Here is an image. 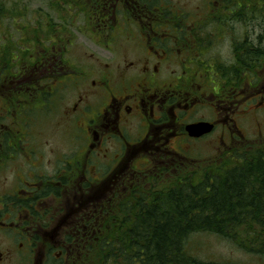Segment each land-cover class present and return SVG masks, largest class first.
<instances>
[{"label":"flooded vegetation","instance_id":"obj_1","mask_svg":"<svg viewBox=\"0 0 264 264\" xmlns=\"http://www.w3.org/2000/svg\"><path fill=\"white\" fill-rule=\"evenodd\" d=\"M114 2V18L118 23L122 20L127 30L125 40L136 43L142 53L116 61L112 67L93 61L87 69L91 79L86 72L69 71L71 81L86 76L65 112L74 126L70 139L74 151L57 158L49 173H35L30 181L17 179V188L0 197V233L5 239L13 236L11 230L31 247L43 238H57L39 264H50V255L54 261L69 258L70 244L81 240L77 228L97 221L99 197L107 196L111 207L116 195L145 188L146 179L155 174L176 178L179 166L199 160L192 157L198 143L241 146L247 139L241 121L250 113H264V71L256 84L247 76L242 83L232 80L230 85L221 71L215 84L197 70L209 62L205 58L209 33L198 26L208 21L206 17L189 23L186 16L181 21L185 28L179 31L160 17L147 18V13L131 5L136 0ZM120 4L124 12L116 18L114 10ZM106 19L97 27L109 35L107 49L114 50L111 32L115 28L105 32ZM53 51L43 59L51 62L44 71L58 76L64 69L65 52L61 47ZM234 59L226 61L234 64ZM173 66H180V74H174ZM201 122L212 123L211 131L190 135L187 126ZM34 153L29 146L30 164ZM47 199L53 202V210ZM7 261L0 252V264Z\"/></svg>","mask_w":264,"mask_h":264},{"label":"trees","instance_id":"obj_2","mask_svg":"<svg viewBox=\"0 0 264 264\" xmlns=\"http://www.w3.org/2000/svg\"><path fill=\"white\" fill-rule=\"evenodd\" d=\"M1 1L4 0H0V23L8 17L4 14ZM62 2L69 6V10L74 6L84 14L95 31H99L97 26L103 17H107L105 23H108L105 32L114 27V0ZM16 3L9 7L8 15H13ZM131 5L147 13V18L160 17L179 31L185 28L181 21L188 14L174 12L169 0H136ZM209 5L218 12L214 18L220 23L217 33L227 21H237L248 29V32L245 28L244 32L241 30L239 44L233 46L234 64L226 60L214 62V69L219 73L221 71L228 82L242 83L249 76L256 84L262 76L258 72L264 71V0H213ZM114 11L119 18L124 8L120 4ZM210 15V12L207 13L205 20H209ZM25 20L21 27H24L22 33L27 34L25 27L29 22ZM254 20L257 23L252 27ZM199 25L200 28L204 26ZM256 27L263 31L259 30L257 34ZM47 28L44 39L37 33L26 37L25 41H29L26 46L19 42L14 46L10 42L0 44L2 160L20 154L19 146L28 139L34 114L51 110L53 105H57L71 81L69 71L73 67L65 58L66 53L63 54L64 69L58 76L44 71L51 62H44L43 59L52 56L53 48L61 47L65 52L67 43L71 44L70 40L65 42L63 34L52 37L56 31L50 25ZM6 31L1 23L0 38L8 33ZM208 33L209 37L216 34ZM212 39L209 38V44ZM21 76L29 77V83L24 82ZM8 120L12 122L7 123ZM15 130L18 132L15 133ZM232 157L238 163H209L203 172H191L189 166H179L176 178L169 179L173 182L157 188L151 185L138 190L130 189V193L116 195L111 207L108 197L104 196L102 201H98L95 225L90 227L86 224L77 228L81 240L70 244L69 258L63 256L54 261L50 255V264H241L204 260L192 254L187 248V240L196 233L216 235L247 254L264 258V150H251L246 154L234 152ZM157 175L146 179V183L147 180H151L152 184L159 183L164 176Z\"/></svg>","mask_w":264,"mask_h":264},{"label":"rangeland","instance_id":"obj_3","mask_svg":"<svg viewBox=\"0 0 264 264\" xmlns=\"http://www.w3.org/2000/svg\"><path fill=\"white\" fill-rule=\"evenodd\" d=\"M211 1L213 0H169V4L174 12L188 14L189 23H199L202 19L204 20L207 13H211L209 20L204 23L203 28L207 32L211 31L216 34L210 36L213 39L210 43L209 52L205 57L208 58L209 62L204 61L206 65L197 67V70L205 73L206 76L208 75L211 78L210 80L216 84L219 83L217 77L219 72L214 69L213 63L224 62L228 58L232 59V56H235L233 46L234 44L238 45L239 39L242 37L241 30L244 32V30L247 31L248 29L245 28L246 25L243 26L242 23H237V21H227L226 24L221 25V30L217 33L218 24L220 23L214 18L215 15H218V12L210 7ZM1 2L3 3V10L8 16L4 17L1 23L8 33L0 38V44L10 42L14 46V43L19 42L26 46L29 44V41H25L26 37L31 36L32 33H37L41 39H44L47 35V26L50 25L56 31L52 37H59L63 34L61 36L65 42H68V40L71 42V44L67 43L66 45L65 58L71 62L72 67L76 70L74 75H79L80 72L85 74L86 72L89 75H87L88 78L91 79V69H87L90 68L93 61L98 63L99 66L108 64L112 67L116 61H122L125 58L131 60L134 56L137 57V54L142 53L139 47L136 46V43H129L125 40L124 34H127V30L123 23H121L122 20L119 23L116 21L114 24L115 30L111 32L114 38V50H110L106 46L109 35H104V32L101 34L100 31H95L94 27H92L93 25H89V21L84 14L79 13L78 9L74 6L72 10H69V6L64 4L62 0H4ZM14 2H17V8L14 9L13 7V15H8L7 10H9L11 5L13 6ZM18 12H21L22 16ZM24 20L29 22V25L25 27L29 34L28 32L27 34L22 33L24 27L21 26H24ZM256 23L257 20H254L251 26L254 27ZM256 28L257 34H259V30L263 31L259 27ZM172 69L175 75L180 74V66H173ZM14 71L15 69L13 68L12 72ZM260 73L262 75L263 71L258 72V74ZM21 78L24 79V82L29 83V77L24 78V76H21ZM82 80L86 82V76L69 82L64 89L63 98H60L59 103L53 105L51 110L34 114L32 117L33 122L28 130V139L19 146V155H14L7 160L0 159V197L5 196L7 193H12L17 188V179L30 181L36 178L35 173H49L51 172V164L57 158L62 155L67 156L74 151L70 140L74 126L66 118L65 112L75 100L76 94L82 89V85L79 84ZM233 84L234 82L231 81L230 85ZM9 121L11 120L6 122L9 123ZM12 125L16 129L19 128V126H15L16 124ZM241 128L247 139L239 147L226 148L223 145L215 146L214 143L207 144L205 141L198 143L196 150L192 153V157L199 158V160L192 164L189 163V171L203 172L209 163H214L215 165H222L224 162H227V165L234 164V162L238 163V160L232 157L234 152L240 151L246 154L251 150H264V113H250L246 116V119L241 121ZM17 132L18 130H15V133ZM29 146L35 150L34 155L36 157L31 164L37 165L36 168H33L29 163ZM219 147H221V151H219ZM169 179V176H164L162 179H159V183L155 182L153 184L151 180H147L146 188L151 185L157 188L174 181L173 179ZM100 198L105 197L101 196ZM46 201L50 206V210H53L55 207L53 202L49 199ZM48 230L51 231V228H48ZM10 233L13 236H9L6 239L0 233V252L6 254L8 257V261L5 264H39L43 259L44 252L47 249L48 251L51 249L52 239H57L43 238L34 242L31 247L24 240L18 239L14 231L12 232L11 230ZM187 248L192 254L204 260L210 259L217 262L234 261L241 264H264V258L260 259L254 255L247 254L231 242L207 233L191 235L187 240ZM30 249H32L31 254H29Z\"/></svg>","mask_w":264,"mask_h":264},{"label":"water","instance_id":"obj_4","mask_svg":"<svg viewBox=\"0 0 264 264\" xmlns=\"http://www.w3.org/2000/svg\"><path fill=\"white\" fill-rule=\"evenodd\" d=\"M213 124L209 122H201L197 124H191L187 126V130L189 131L190 135H202L211 131Z\"/></svg>","mask_w":264,"mask_h":264}]
</instances>
